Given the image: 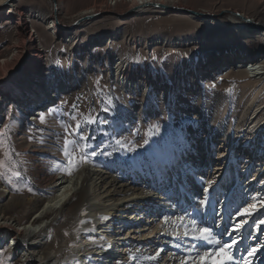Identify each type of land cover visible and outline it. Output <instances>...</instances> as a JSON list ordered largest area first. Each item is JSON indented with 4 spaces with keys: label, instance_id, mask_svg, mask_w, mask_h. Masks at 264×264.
<instances>
[{
    "label": "rangeland",
    "instance_id": "1",
    "mask_svg": "<svg viewBox=\"0 0 264 264\" xmlns=\"http://www.w3.org/2000/svg\"><path fill=\"white\" fill-rule=\"evenodd\" d=\"M57 1V12L51 0H13V13L1 10L0 64L13 65L30 53L42 65L28 73L38 83L17 70L0 73V184L8 189L0 186V212L12 225L27 223L53 193L55 179L95 167L142 195L164 198L175 210L161 217L155 240L123 242L126 259L115 262L136 264L131 254L139 264H227L232 256L228 244L212 245L221 236L199 219L207 209L198 204L204 198L200 180L205 186L217 182L213 195L218 200L248 196L246 202L228 203L225 218H246L264 209V0L171 3L211 14L204 21L156 8L126 18L104 13L126 12L128 0ZM89 8L104 15L64 35V26ZM232 12L257 24L243 28L249 27L246 19ZM50 20L60 22L57 35L48 27ZM257 32L261 35L253 37ZM34 88L41 91L37 100ZM85 118H96V123L85 124ZM77 123L90 139L72 135ZM66 139L71 142L67 156ZM117 139L124 147L115 144ZM136 145L144 146L128 151ZM92 150L98 154L81 158ZM181 156L190 170L176 169L183 173L182 186L159 183L157 163ZM146 157L152 169L141 166ZM14 197L17 205L5 207ZM251 216L247 232L253 234L262 227L264 214L255 223ZM203 235H210L207 246L193 239ZM13 242L12 232L0 229V264H34Z\"/></svg>",
    "mask_w": 264,
    "mask_h": 264
},
{
    "label": "bare ground",
    "instance_id": "2",
    "mask_svg": "<svg viewBox=\"0 0 264 264\" xmlns=\"http://www.w3.org/2000/svg\"><path fill=\"white\" fill-rule=\"evenodd\" d=\"M51 1L56 5V10H58L61 4L60 1ZM128 1H131L129 9H132L134 6L139 5L138 3H145L150 0ZM176 1L178 2V0H151V2L157 3H170V5H173L171 3ZM3 8H6V13H13L15 11L13 0L0 4V14ZM199 12L202 16L195 17L199 20H207L208 17L205 16L207 12L203 10ZM54 14L56 15V13ZM82 14L81 17L95 14V12L92 8H89V10L82 11ZM240 18L246 19L247 25H249V27L243 28L252 29L257 24H252L244 15ZM50 21L51 25L48 24V27L52 28L51 32L57 35V25L60 22L58 20L57 23L53 20ZM260 24L264 26V19ZM61 26L63 27V25ZM65 30L66 32H63L64 35L68 34L67 30L69 29L66 27ZM242 30L239 29L238 31L239 38L243 36L241 34ZM258 34L260 33L257 32L253 37L258 36ZM7 64H0V73L7 74L17 70L24 79L32 80L34 83L39 82L35 76L29 77L28 73L39 70L42 65L40 64V57L35 60L29 53L28 56L16 60L13 65ZM254 73L257 74L259 72ZM42 88V93L46 94L47 89ZM34 90L35 99L37 100L39 97L38 93H41V91L35 88ZM256 116L252 119H256ZM81 168L78 173L75 172L53 181L55 188L53 193L45 199L41 208L35 213L33 220L19 225H12L9 217L3 214V209L0 212V229L12 232V236L17 238V242H13V248L20 249L21 247L24 250V254L34 264H112L115 259L124 261L126 258L123 255L125 254L123 252V242L131 240L145 243L147 240H155L156 235L160 232L158 226L161 217L168 212H175L172 209V203L158 195H142L143 193L141 194L140 191L138 192L136 189L131 188L127 183H120L110 174L108 176L107 172L102 169L95 167ZM262 181H260L261 184ZM0 186L2 185L0 184ZM251 187L246 193L251 191ZM5 188V186H2L1 191L8 190ZM246 196V194H242L231 202L226 197H223L216 204V211L219 212L217 216L216 213L215 216L211 214L201 215L199 219L212 226L211 228L215 235H220L225 226L228 227L229 231H238L232 238L239 242L238 250H230L231 240L228 235L225 234L223 240L229 242L228 248L231 255L235 251L237 258L244 257L241 264H264V231L258 229L253 234H251V231L247 232L250 229L248 217L252 214L255 215V210L246 218L232 217L231 223H229L228 217L225 218L228 203H238L239 200H241L240 202H245ZM190 199L189 201H192ZM18 200L15 197L10 198V201L5 202L4 205L11 209L12 206H15L13 203L17 205ZM262 201L261 203L264 205V200ZM49 212H55V214L53 218L48 220L45 219V216ZM206 212H208V209H206ZM104 217L108 219L105 220ZM212 218L215 221L212 222ZM262 227H264V223ZM58 245L59 247H56ZM245 249L248 251L246 252Z\"/></svg>",
    "mask_w": 264,
    "mask_h": 264
},
{
    "label": "snow or ice",
    "instance_id": "3",
    "mask_svg": "<svg viewBox=\"0 0 264 264\" xmlns=\"http://www.w3.org/2000/svg\"><path fill=\"white\" fill-rule=\"evenodd\" d=\"M7 2H8V0H0V4L7 3ZM97 83H99V81ZM76 107H77L76 105H73V109H76ZM104 111H108V108H105ZM40 119L43 121L44 117L41 116ZM84 123L85 124L96 123V118H85ZM81 127H82V125L80 123H77L76 129L72 133V135L73 136L79 135L80 141H86V140L90 139V137L85 136L81 132ZM29 139H32V137L29 136ZM69 143H71V142L66 139L65 140V151H64V154L66 156L70 155V153H68V151H67V145ZM148 143H149V140L145 139L144 145H147ZM115 144L118 146L124 147L121 140H119V139L115 140ZM144 145H136L134 148H129L128 151H135L136 148H142ZM97 154L98 153L95 150L83 152L81 154V158L83 160H87L90 156H96ZM100 154H104L103 151H101ZM111 154L112 153H108V155H111ZM17 155H18V153H17ZM182 160H183V157L181 156V157H177L172 162L165 161V162L157 163L156 167L159 170L158 182L161 184H171L173 181H176L182 186V184H183V180H182L183 173L177 172L176 169L177 168H184L186 172L190 171L187 168V166L184 163H182ZM140 164L142 167L146 166L149 169L153 168V161L147 157L144 160L140 161ZM15 175L17 178H21V173L19 171H17ZM8 182L11 183L10 180ZM200 185L202 187V193L204 194V198L202 200L198 201V204L200 207H205L208 209V212L204 213V215L211 214V215L215 216L216 204L219 203V200L216 198V196L213 195V193H215L217 191V186H218L217 182L215 180L208 181L206 186H205V182L203 181V179H201ZM28 190L31 191L32 189L29 188ZM183 211L187 212L186 209H183ZM197 211H199V207L197 208ZM262 214H264V209L256 212V214L251 217V222L255 223V221L258 219V217ZM104 219L106 220L108 218L104 217ZM167 219L168 218L165 217V220H167ZM183 219H184V217H180L181 221H183ZM228 221H229V223L232 222L231 216H229ZM82 223H83V221H82ZM193 223H194V221H193ZM202 231L204 233L209 232V230L207 228L203 229ZM260 231H264V227H261ZM65 234H67V233H65ZM225 234L228 235L230 240H231V244L229 245L230 250H238L239 242L232 239L235 236V231H229L227 226H225L223 229V232L220 233L221 240H211V244L214 245L215 247H221L223 245L229 244L228 241L223 240V236ZM101 239H103V237H101ZM193 239L204 241L205 243L203 246H207L208 242L210 241V235L196 236V237H193ZM245 251L247 252L248 250L245 249ZM253 251H255V250H253ZM196 255H199V252H196ZM249 255H251V253H249ZM157 256H159V252L157 253ZM130 259L133 260L134 262H136V264H139V257L138 256L130 254ZM150 259H156V257H151ZM243 260H244L243 256L236 258L235 257V251H233V255L227 257V264H240V262H242ZM181 264H183V262H181Z\"/></svg>",
    "mask_w": 264,
    "mask_h": 264
},
{
    "label": "water",
    "instance_id": "4",
    "mask_svg": "<svg viewBox=\"0 0 264 264\" xmlns=\"http://www.w3.org/2000/svg\"><path fill=\"white\" fill-rule=\"evenodd\" d=\"M147 8H156V9H159L160 11L161 10L162 11H171V12L176 13V14H189V15H191L193 17L202 16L200 14V12L197 11L196 9L194 10V9L185 8V7H182V6L170 5V4H167V3L162 4V3L151 2V1L136 5V6H134V8L129 9V10H127L124 13L117 14V13H114L113 11H110V12H108V11L105 12L104 11V13L113 14V15H116V16L121 17V18H126V17H130L131 15H133L134 12H136V11L147 9ZM55 11H56V5H55ZM104 13H95V14H89L88 16L79 17L70 26H64V28L67 27L69 30H73L75 27H77L78 24H80L82 22H85V21H87L89 19L96 18V17H99L101 15H104ZM232 13H234L238 17H243L242 13H240V14L236 13V12H232ZM210 15L209 14H205L206 17H209ZM247 20L251 21L250 19H247Z\"/></svg>",
    "mask_w": 264,
    "mask_h": 264
}]
</instances>
